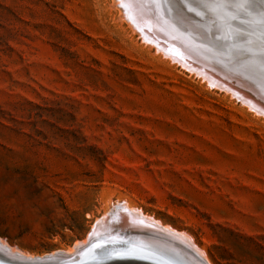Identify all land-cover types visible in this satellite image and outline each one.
<instances>
[{
    "label": "rangeland",
    "instance_id": "1",
    "mask_svg": "<svg viewBox=\"0 0 264 264\" xmlns=\"http://www.w3.org/2000/svg\"><path fill=\"white\" fill-rule=\"evenodd\" d=\"M112 2L0 0V238L68 249L127 200L212 264H264V116Z\"/></svg>",
    "mask_w": 264,
    "mask_h": 264
},
{
    "label": "bare ground",
    "instance_id": "2",
    "mask_svg": "<svg viewBox=\"0 0 264 264\" xmlns=\"http://www.w3.org/2000/svg\"><path fill=\"white\" fill-rule=\"evenodd\" d=\"M112 1L115 2L116 9L119 10L118 12H120L131 30L133 29L141 38V41L143 40L142 42L152 46L154 50L168 58L167 60L178 64L181 68L188 71L189 74L193 73L197 75L207 82L206 84L210 87L230 93L250 110L258 115L264 116V95L262 96L256 89L259 84L253 83L252 81V79H259L256 74V66L259 65L257 60L251 62L242 56L240 57V55H235L234 57L232 56V59H238V62H234L232 65L225 67L206 52H204V55L198 56L194 51V47L188 43L189 41L184 42L183 38L178 40L179 38H176L174 35L171 36L161 23L154 22L151 13L152 8L149 2L134 0V3L132 2L131 4V0H129L128 4L133 6L132 10L135 12L134 14L128 7L129 5L126 4V0ZM212 1L214 3L211 0H184V2L183 0H175L172 4V6H175L176 16L174 18L184 27L193 32L196 31L197 33L195 34L197 35H203V33L209 35L220 34L222 23L220 24V16L217 12L220 10L219 1H217V4L215 0ZM260 5L263 10H260L261 14L253 16L246 21L254 24L257 29L264 31V0L260 2ZM144 28H147L146 32L143 31ZM94 222L89 229L90 236L86 240L77 241L68 249L36 255L12 247L0 238V255L2 254L8 258L23 262L25 261V263H34L38 260L47 261L44 263H50L48 262L50 259L53 262L59 263L60 260L70 259L74 261L82 257L80 255L92 246L93 240L97 241V238L99 240L105 239L104 237L106 236H100L101 234L107 233L106 235L110 234L109 236L116 235L114 237H120L119 233L122 232L124 235L129 234L134 239L148 245L156 242L162 246L167 243L165 241H159L154 237L156 235L161 237L163 235L167 236L166 233H171L176 235L178 240L185 243H181L182 245H180V241H176V244L178 243L176 249H178L179 253L182 252L186 259L193 264H204L203 260L207 264H212L207 253L197 245L189 233L178 231L154 216L146 214L142 209L132 206L127 200L113 202ZM114 229L117 231L113 232ZM159 231H162L161 234L163 235ZM172 241L175 242V240Z\"/></svg>",
    "mask_w": 264,
    "mask_h": 264
},
{
    "label": "water",
    "instance_id": "3",
    "mask_svg": "<svg viewBox=\"0 0 264 264\" xmlns=\"http://www.w3.org/2000/svg\"><path fill=\"white\" fill-rule=\"evenodd\" d=\"M140 1L150 3L154 22L161 23L171 36L174 35L179 38L178 40L183 38L184 42L189 41L188 43L194 47V51L198 56L204 55V52H206L225 67L238 62V59H232V56L235 55H240V57L242 56L251 62L257 60L259 65L256 66V74L258 75L256 76L259 79H252V81L259 84L256 89L262 96L264 95V31L257 29L254 24L246 21L261 14L260 10H263L260 2L262 0H215L216 4L219 1L220 10L217 12L220 16V24L222 23L221 33L210 35L204 33L203 35H197L195 34L196 31L193 32L181 25L174 18L176 16L175 6H172V4L175 0ZM128 2L129 0H126V4ZM132 2L134 3V0L130 1L131 4ZM211 2L214 3L212 0ZM128 7L135 14L132 10L133 6L129 5ZM143 31L146 32L147 28H144ZM116 231V229L113 230V232ZM159 232L161 234L162 231ZM106 234L100 235L106 236L105 239L103 238L104 240H99V238H97V241L93 240L92 246L80 255L82 257L74 261L67 259L60 260L57 263L50 259L48 261L50 263L39 260L34 263H25V261L8 258L1 254L0 264H193L183 256L182 252L179 253L176 249L178 244H176V241H180V245L184 242L178 240V237L171 233H166L167 236L161 234L162 237L159 235L154 237L167 243L162 246L156 242L148 245L134 239L129 234L124 235L122 232L119 233L120 237ZM170 239L175 240V242ZM203 263L207 264L204 260Z\"/></svg>",
    "mask_w": 264,
    "mask_h": 264
}]
</instances>
